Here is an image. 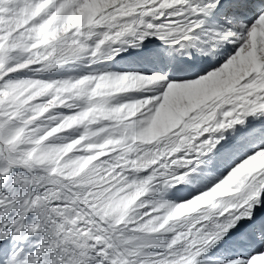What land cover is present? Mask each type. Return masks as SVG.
<instances>
[{
    "label": "snow or ice",
    "instance_id": "snow-or-ice-1",
    "mask_svg": "<svg viewBox=\"0 0 264 264\" xmlns=\"http://www.w3.org/2000/svg\"><path fill=\"white\" fill-rule=\"evenodd\" d=\"M0 264H264V0H0Z\"/></svg>",
    "mask_w": 264,
    "mask_h": 264
}]
</instances>
